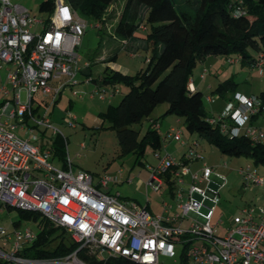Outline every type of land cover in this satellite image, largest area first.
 I'll list each match as a JSON object with an SVG mask.
<instances>
[{
	"label": "built area",
	"instance_id": "1",
	"mask_svg": "<svg viewBox=\"0 0 264 264\" xmlns=\"http://www.w3.org/2000/svg\"><path fill=\"white\" fill-rule=\"evenodd\" d=\"M46 13V19L38 20L24 7L0 0V70L6 71L0 82V213L9 208L38 213L65 231L78 245L77 250L86 248L97 260L122 258L134 264H159V257H173L177 244L190 264H264V206L239 208L224 233L218 235L216 230L223 223L219 219L212 223V217L219 202V189L210 188V182L221 188L224 180L213 176V170L205 164L199 171L189 173L186 165L202 160L194 149H189L182 161L165 154L161 159L157 157L155 167H148L147 187L154 191L161 184L159 176L168 173L174 181L178 212L169 217L171 206L163 204L162 214H150L110 193L109 187L117 183L115 177L102 176L94 181L88 172L73 174L68 160L65 169L55 168L50 162L51 152L30 143L36 140L32 132L38 128L57 135L47 113L64 90L79 98L96 96L99 100H104L106 93V85H95L87 94L74 91L81 84L93 83L90 76L83 75L90 62L80 61L76 48L88 27L100 29L101 24H88L63 0H53ZM124 45L127 50L126 41ZM254 67L263 77L262 54ZM110 87L109 98L117 93L115 85ZM187 88L192 91L189 84ZM36 95L38 101H34ZM231 99L216 117L206 118L207 122L220 123L219 132L229 138L243 135L253 143L262 141L264 132L252 127L250 120L264 113V101L238 93ZM205 102L211 104L213 100L205 97ZM38 107L43 109L41 114L36 111ZM68 117L67 126L74 128L75 117ZM28 123L31 128L24 131ZM15 129L31 135L24 140L15 134ZM180 135L170 128L165 137L184 145ZM191 146L196 147L197 143L192 142ZM236 173L245 186L264 194V175L248 166ZM187 176L189 183L183 189ZM186 219L190 223L183 228L181 222ZM34 240L35 234L28 229L7 234L0 227L2 248L9 245L10 250L6 253L0 249V257L20 264H82L76 252L51 260L16 257L23 245Z\"/></svg>",
	"mask_w": 264,
	"mask_h": 264
},
{
	"label": "trees",
	"instance_id": "2",
	"mask_svg": "<svg viewBox=\"0 0 264 264\" xmlns=\"http://www.w3.org/2000/svg\"><path fill=\"white\" fill-rule=\"evenodd\" d=\"M63 1L81 18L104 23L109 17L106 11H110L116 0ZM52 2L42 1L39 11H49ZM144 11L147 32L143 42L151 47L144 69L133 76L104 69L99 81L92 80L98 86L123 84L127 88L117 105L108 106L97 116L100 128L106 120L108 128L114 131L119 154L132 153L138 160L142 157L145 143L152 148L160 147L155 121L149 122L140 139L138 131L131 126L148 120L154 107L164 102L167 105L164 115L182 118L189 136L204 139L222 155L243 157L254 166L264 167V143H253L243 135L229 138L221 134L218 129L220 123L212 125L206 120L209 116L204 111L201 92L187 88L191 70L207 56L234 54L241 64L253 67L256 60L248 50L256 53L257 57L259 54L264 56V0H125L114 25V34L120 40L131 39ZM83 75L90 76V69ZM235 90L236 85L228 79L218 84L213 93L225 100ZM255 97L264 101V92ZM63 146L59 136H54L51 156L60 162V169H65ZM159 179L172 196L173 179L168 173ZM17 211L19 218L36 225L35 240L22 246L16 253L18 258L51 260L76 252V258L84 264H134L122 258L97 260L86 248L77 250L78 245L69 236L65 238V231L55 228L40 214ZM18 224L14 222L12 226L15 228ZM185 261L182 248L180 264ZM0 264L20 263L0 257Z\"/></svg>",
	"mask_w": 264,
	"mask_h": 264
},
{
	"label": "rangeland",
	"instance_id": "3",
	"mask_svg": "<svg viewBox=\"0 0 264 264\" xmlns=\"http://www.w3.org/2000/svg\"><path fill=\"white\" fill-rule=\"evenodd\" d=\"M11 3L20 5L28 10L30 16L35 19L44 20L47 18V13L39 11V5L44 0H10ZM125 0H116L112 7L107 10L108 20L101 24V28L88 27L83 35L80 37L79 44L76 48L79 60H88L90 62V79L100 80V76L104 69L118 72L122 75L133 76L138 71L145 67L144 59L148 58L151 53V47L145 45L143 38L146 35L147 26L145 25V11L138 21L141 27L135 29L133 33V40L141 43L140 47L134 52L129 49L125 50V41L120 40L113 32L115 22L122 9ZM88 24L92 26L98 23L96 20L87 19ZM127 43V42H126ZM127 48V47H126ZM131 53V56L129 55ZM248 54L256 60L257 54L248 50ZM113 57L112 60L109 58ZM236 60L235 66H232L229 61ZM264 71V67H263ZM200 73H203V79L197 80ZM6 71L0 70V82L3 81ZM228 79H231L236 89L243 93L244 96H257L260 92H264V76H259V69L257 67L241 64L236 55L228 56H207L201 63L196 65L191 70L190 80L199 82V91L202 94V105L205 113L208 116L216 117L219 113L212 114L211 107L215 109L217 105H221V98L214 94V89L218 84H221ZM95 88L94 83L89 85L81 84L74 89L78 94H87ZM110 86L106 85L103 89L106 91L104 100H99L96 96L93 99H88L87 96L79 98L72 95L71 91L64 90L56 99L55 104L49 108L47 118L51 126L57 131L60 140L63 141V151L65 152V160L71 164L72 173L78 171H85L91 174L93 180L109 176L115 177L117 183L109 187L110 193H118L119 197L128 202H133L142 207L148 204L151 210H162L163 203L171 206L170 212H176V205L179 200L170 194L169 189L164 183H161L159 188L154 191L152 187H147V182L150 179V173L147 167H155L158 160L166 153L178 159L183 151V147L173 149V145H178L177 142L166 138V132L172 128L178 130L182 141L196 142L197 154L202 160H197L186 165L190 174H193L201 169L202 164L213 170V176L218 175L224 180V186L218 188L216 183L210 182V188L218 190V204L216 206L215 214L217 215L215 221L212 217V223L221 221L223 225L218 228L217 234L224 233L225 226L229 224L232 217L237 213L239 208L245 206V203L250 201V193L247 186H245L241 178L237 175L239 168L249 167L254 169L257 174L264 175V167L254 166L251 161L243 157H227L218 152V150L209 145L204 139H196L195 136H189L184 128L182 118L172 115H164L166 110V103H158L151 111L148 120H142L140 123L132 125L131 129L138 131V139L141 138L143 132L147 128L150 121H155L157 125L159 148H152L145 143L143 146V154L138 160L132 153L120 155L118 151L115 133L108 128L109 123L105 120L100 126L98 119L99 113H104L108 106L114 107L119 103L121 97L127 92V88L123 84H115L117 93L112 97H108ZM205 97L213 100L212 104L205 102ZM23 100V94H21ZM37 95L34 96V101H38ZM47 102L48 99L45 98ZM35 107V106H34ZM222 107V106H221ZM221 109V108H220ZM223 109V108H222ZM219 110V109H218ZM217 110V111H218ZM38 114H41L43 109L38 107L36 109ZM68 114L75 117V127L69 128L67 126L70 117ZM13 123V121H11ZM252 127L259 128L264 132V113L253 117L250 120ZM31 124L24 125V131H29ZM15 134L26 140L31 134L22 132L18 129L14 130ZM35 136V141L31 144L41 146L48 149L51 154V143L54 136L50 131H44L38 128L32 132ZM264 143V139L262 140ZM83 148H80V145ZM162 145H169L166 150L162 149ZM159 157V159L157 158ZM51 164L55 168H61V164L56 158H50ZM162 182V180H161ZM189 183V176L184 179L183 189H186ZM19 222L18 227H13L12 223ZM190 220L186 219L182 223V227L186 228ZM0 227L5 233L10 234L12 231L30 230L33 234L36 232L35 223L26 219L19 218L18 211L11 209L9 211L3 210L0 213ZM67 234L65 238L67 239ZM199 241H195L198 244ZM0 249L4 252H9V245L2 248L0 241ZM180 245L174 246V255L172 258L159 257V264H180ZM81 262V261H80ZM82 263V262H81ZM84 264V263H82ZM184 264H190L188 260Z\"/></svg>",
	"mask_w": 264,
	"mask_h": 264
},
{
	"label": "crops",
	"instance_id": "4",
	"mask_svg": "<svg viewBox=\"0 0 264 264\" xmlns=\"http://www.w3.org/2000/svg\"><path fill=\"white\" fill-rule=\"evenodd\" d=\"M139 25L137 26V28L138 27H141V25L142 24H140V23H138ZM146 32H147V29H146ZM124 41H126L127 42V49H129L130 51H132V52H134V50L135 49H137V48H139L140 47V45H141V43L139 42V41H135V40H133V37L131 38V39H125ZM86 61H88V60H86ZM89 62V61H88ZM229 63H231L232 64V66H235V64H236V60H231V61H229ZM91 66V65H90ZM89 69H90V67H89ZM88 69V70H89ZM200 75H201V73L199 74V76H198V78H197V80H202L203 79V77L202 78H200ZM199 82H196V81H194V80H189L188 81V84H189V86H190V89L191 90H194V89H196V90H198L199 89V84H198ZM234 93H238V94H241V95H243V93H241L239 90H235V92ZM232 96H233V94H232ZM232 96H227V98L224 100H221V105H217L216 107H215V109L213 108V107H211V111H212V114H217V113H220L221 111H222V108H223V106L227 103V102H229V101H231L232 99ZM251 96H253V95H251ZM228 99H230V100H228ZM207 103V102H206ZM209 104V103H208ZM212 104V103H211ZM222 106V107H221ZM221 108V109H220ZM219 109V110H218ZM218 110V111H217ZM214 112V113H213ZM191 140H188V141H185L184 142V145H180L179 143H178V145H173L172 147H173V149L175 148V149H177L178 147H183V151L181 152V155L179 156V158H181V157H183V155L184 154H186L187 153V151L189 150V149H194V151L195 152H197V150H196V148H197V146H198V143H197V146L196 147H192L191 146V144H192V142H190ZM168 146L169 145H162V149L163 150H166L167 148H168ZM167 154V153H166ZM168 155V154H167ZM173 158V157H172ZM178 158V159H179ZM175 160H177V159H175ZM248 188V190H246L248 193H250V195H251V197H250V201L248 202V203H245L246 205H254V206H264V194H263V192L261 191V190H259V189H257V188H250V187H247ZM111 192V191H110ZM116 194H118V193H116ZM163 204H165V203H163ZM170 206V205H169ZM143 208H145L150 214H153V215H160V214H162V212H163V205H162V210H161V208H160V210L158 209V211H154V210H151L150 209V207L148 206V204H145L144 206H142ZM171 209V208H170ZM216 210V209H215ZM171 210H169V212L167 213V215L169 216V217H171L174 213H177L178 211H177V209H176V212H170ZM216 217H217V215L215 214V212H214V217H213V219H214V221H215V219H216ZM185 220H183L182 222H181V226H182V223L184 222ZM220 228V227H219ZM217 232V231H216Z\"/></svg>",
	"mask_w": 264,
	"mask_h": 264
},
{
	"label": "water",
	"instance_id": "5",
	"mask_svg": "<svg viewBox=\"0 0 264 264\" xmlns=\"http://www.w3.org/2000/svg\"><path fill=\"white\" fill-rule=\"evenodd\" d=\"M151 182H153V180H151ZM154 183V182H153Z\"/></svg>",
	"mask_w": 264,
	"mask_h": 264
},
{
	"label": "snow or ice",
	"instance_id": "6",
	"mask_svg": "<svg viewBox=\"0 0 264 264\" xmlns=\"http://www.w3.org/2000/svg\"><path fill=\"white\" fill-rule=\"evenodd\" d=\"M65 12H66V10H65Z\"/></svg>",
	"mask_w": 264,
	"mask_h": 264
}]
</instances>
